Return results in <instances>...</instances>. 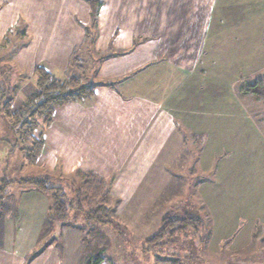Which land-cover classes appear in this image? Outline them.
<instances>
[{
  "label": "crops",
  "instance_id": "crops-1",
  "mask_svg": "<svg viewBox=\"0 0 264 264\" xmlns=\"http://www.w3.org/2000/svg\"><path fill=\"white\" fill-rule=\"evenodd\" d=\"M86 42L97 61L124 54L96 62L94 97L56 110L43 128L35 163L20 145L21 131L0 117V187H6L0 196V264H83L89 247L94 256H106L102 264H170L164 257L155 262L133 256L129 243L135 253L136 243L154 236L174 212L175 201L163 206L160 197L172 184L170 166L187 134L208 142L220 129L225 137L249 136L251 125L264 134L251 112L264 102L243 92L245 84L264 78V0H0V60L22 79L12 112L34 93L38 67L68 80ZM90 174L111 182L114 218L126 228L128 241L102 229L107 246L117 244L111 256L110 247L102 253L84 242L81 229L48 223L50 197L18 182L48 175L65 186V179ZM199 184L211 231L205 253L216 262L227 253L243 255L242 264H264V216L256 223L235 215L228 197L201 199ZM116 252L127 253L129 262Z\"/></svg>",
  "mask_w": 264,
  "mask_h": 264
},
{
  "label": "rangeland",
  "instance_id": "rangeland-1",
  "mask_svg": "<svg viewBox=\"0 0 264 264\" xmlns=\"http://www.w3.org/2000/svg\"><path fill=\"white\" fill-rule=\"evenodd\" d=\"M1 56L2 53L0 51V57ZM97 56V53L92 51L89 52L87 42L83 51L78 54L80 61L77 63L82 67V70L74 69V71L76 75H80L81 78L86 77L85 82L89 81L90 78H93L92 75L95 71L97 62L96 59L100 57ZM73 66H75V64ZM212 79H210L205 86V91L208 94L212 89V85H210ZM85 100H89V98ZM253 106L254 107L251 109L253 117L258 122L259 126L264 130V103H257ZM9 120V122H11V118H9ZM222 131L223 130L220 129V135L218 138L209 139L208 142L205 136H202L204 144L202 140L195 139L193 137L191 138V135L189 133L187 134L189 139L188 143L186 144L184 150L175 159L172 166H170V172L173 177L172 184L160 197V204L163 206L168 201H175L170 209V211L174 210V212H171L173 214L176 213L182 217L185 214L201 217L205 223V229L203 231L204 237H207L209 232L211 234V231L208 232V229L206 228L207 219L209 221V217H207V212L204 210L205 207L201 205L202 203L200 202L196 192V186L200 182H202V184H199V191L203 194L201 199L210 201L228 197L233 200V203H235L232 207L235 209V215H245L250 221H254L256 223H258L257 221L262 219L264 216V134L262 130L259 129L258 125L255 127L252 125L248 127L249 136L246 132L245 134H241V137H225L226 135L223 134L225 132ZM2 132L6 134L8 133L7 130H2ZM40 134H42V141L44 143L42 127H37L32 134L27 135L21 131V138L19 140L20 145L25 148L24 151H27L29 156V150L32 149L31 143L34 139L32 135L37 136ZM209 135L212 137L211 133H209ZM0 144H2L1 141ZM202 144L204 145V150L202 149L200 157L199 151ZM1 151L2 149L0 147V154L3 152ZM85 181L86 176L75 181L72 179H65L62 181V184L66 186L73 185L81 187ZM106 191L107 187L104 186L103 193ZM108 205L115 209L114 206H116V202L109 199ZM114 216L113 212L112 218L114 221L118 222ZM48 223L52 224V221H49ZM48 223L46 224L47 226L49 225ZM77 224L82 225V227L85 228L84 242L92 241L93 244H96L95 246L100 248V252L103 253L105 250L104 248L108 244L107 239H104V235H102V229L106 230L108 227L90 226L88 224L87 226L81 219L78 220ZM201 235L202 234H200V236ZM194 236L192 235L191 230L188 234H186V236H176L172 240L176 241L175 239L177 238L178 241H176V243L158 248L157 251L160 252L153 253L151 255L143 253L142 245L145 240L140 239L139 242L136 243V254L132 252L134 249L133 243H129L132 248L129 249V251L133 256L137 255L140 258L148 257L149 259H154L155 262L158 261V258L164 257L171 261L170 264H227L226 260L230 255L224 253L218 258L220 261H213L211 259L213 256L210 253H205V244L198 246L199 238H197L198 236ZM125 240L128 241L126 238ZM45 241L46 240L43 236L40 237V245H43ZM118 244L121 245L119 241ZM107 247H110L111 250L108 252V256L113 255L112 252H114V249H118L115 242H112V244H109ZM195 247L197 248L198 253H195V256H192L190 251H192ZM94 249L92 247L88 248L87 259L94 257ZM178 255H181L182 257L188 256V258H191L192 256V258L191 260H184L182 257L179 258ZM114 256L124 263L129 262L130 257L127 253L119 254L116 252ZM238 256L239 255H234V257H229L231 264H242L239 262V258H242L243 255H240V257Z\"/></svg>",
  "mask_w": 264,
  "mask_h": 264
},
{
  "label": "trees",
  "instance_id": "trees-1",
  "mask_svg": "<svg viewBox=\"0 0 264 264\" xmlns=\"http://www.w3.org/2000/svg\"><path fill=\"white\" fill-rule=\"evenodd\" d=\"M95 15L96 12L94 11L93 16L95 17ZM122 54L124 53H110L102 56L98 61ZM79 61L80 57L75 56L73 58L67 71L69 79L63 81L56 79L44 68L38 67L34 93L26 99L20 110L12 113V104L22 79L18 76L13 65L0 60V117L11 118L13 129H19L25 135L32 134L37 127L49 126L53 122L56 110L60 107L71 102L94 97L96 89L94 79L90 78L89 81L85 82L86 77L81 78L74 71V69L82 70V67L77 63ZM74 64L75 66H73ZM243 92L264 102V78L245 84ZM33 138L32 149L29 150V153L30 161L35 163L43 150L44 143L42 134ZM18 182L34 187L50 197L49 219L52 223H59L61 226L67 224L85 232V228L77 224L78 220L81 219L85 225L108 227L125 240L126 228L114 221L112 218L114 209L108 205L110 181L90 174L86 176V181L81 187L62 186L48 175L29 177ZM104 186L107 187L105 193H103ZM5 188V185L0 187V196L4 194ZM204 229L205 223L201 217L190 216L189 214H185L183 217L176 213L168 214L162 220L161 229L154 236L145 240L142 251L145 254L159 253L158 248L176 243L177 238L176 241H172L176 236H186L190 230L193 236H198V246L204 245L207 241V237L203 236ZM200 234L202 235L200 236ZM195 253H198L196 247L190 251L192 256H195ZM178 257L182 256L178 255ZM182 258L191 260L188 256ZM105 260L106 256L100 253L86 259L83 264H102Z\"/></svg>",
  "mask_w": 264,
  "mask_h": 264
},
{
  "label": "built area",
  "instance_id": "built-area-1",
  "mask_svg": "<svg viewBox=\"0 0 264 264\" xmlns=\"http://www.w3.org/2000/svg\"><path fill=\"white\" fill-rule=\"evenodd\" d=\"M33 137H36V135H33Z\"/></svg>",
  "mask_w": 264,
  "mask_h": 264
}]
</instances>
